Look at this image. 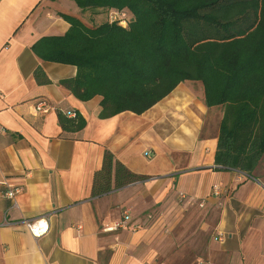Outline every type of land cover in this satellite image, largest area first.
<instances>
[{"label":"crops","instance_id":"obj_1","mask_svg":"<svg viewBox=\"0 0 264 264\" xmlns=\"http://www.w3.org/2000/svg\"><path fill=\"white\" fill-rule=\"evenodd\" d=\"M108 13L70 0H0V264H264V155L251 176L216 170L223 107L206 105L200 81L180 82L140 115L101 118L102 97L82 102L60 84L75 67L33 53L41 37L67 32L60 14L92 27ZM37 69L49 83L36 81ZM43 98L74 110L84 127L64 130L58 112L36 113ZM105 151L147 179L92 197ZM7 186L20 195L9 199ZM178 194L219 204L202 246L185 234L212 226L178 225L193 214L177 208ZM40 217L49 229L35 238L23 221Z\"/></svg>","mask_w":264,"mask_h":264},{"label":"trees","instance_id":"obj_2","mask_svg":"<svg viewBox=\"0 0 264 264\" xmlns=\"http://www.w3.org/2000/svg\"><path fill=\"white\" fill-rule=\"evenodd\" d=\"M54 1V0H52ZM81 10L132 15L88 27L60 14L69 25L61 36L32 45L42 61L76 68L62 80L78 100L102 97L101 118L140 115L180 82L200 81L208 107L222 106L214 155L216 170L251 176L264 155V0H70ZM40 69L37 82L49 83ZM64 130L79 131L84 119L58 106ZM70 111L69 118L63 112ZM105 151L94 173L91 196L146 180Z\"/></svg>","mask_w":264,"mask_h":264},{"label":"rangeland","instance_id":"obj_3","mask_svg":"<svg viewBox=\"0 0 264 264\" xmlns=\"http://www.w3.org/2000/svg\"><path fill=\"white\" fill-rule=\"evenodd\" d=\"M111 12L112 13H108V22L119 20L121 21V25H125L129 18H131L129 15H117L114 11ZM176 206L180 210H189L190 212L192 210L193 212L192 216L184 217L179 222H177L178 225H189L193 227L203 225L212 226V229H210V231H204L203 229H200L199 231H195L194 233H192V231L186 232V241L191 242L192 239H195V241L197 240L198 242H200L202 246L204 242L212 238V230L214 228V225L218 221L219 204L209 206L207 204V201L204 199L194 200L184 194H178ZM179 235L182 236L183 233L180 231ZM262 239L264 240V236Z\"/></svg>","mask_w":264,"mask_h":264},{"label":"built area","instance_id":"obj_4","mask_svg":"<svg viewBox=\"0 0 264 264\" xmlns=\"http://www.w3.org/2000/svg\"><path fill=\"white\" fill-rule=\"evenodd\" d=\"M115 13L117 15H119L117 12H115ZM121 15H124V14H121ZM114 21H117V20H114ZM122 21H124V20H122ZM120 23H121V21H120ZM33 109L36 113H47L49 111H56L57 110L55 105L52 104L49 100H47L45 98L40 99L35 104H33ZM63 113L66 116H68L69 118L75 117V114L73 112L66 111ZM20 193H21L20 188L7 186V192L5 193V195L9 199L13 200L18 195H20ZM212 193L214 196H219L223 193V190L219 186H215L212 188ZM23 224H24L26 230L35 238H40V237L46 235V233L48 232V229H49V222H48V218H46V217H40V218H36V219H32V220H24ZM124 224H125V219L123 221L114 222L111 226L106 227L105 230L116 231V230L124 227Z\"/></svg>","mask_w":264,"mask_h":264}]
</instances>
